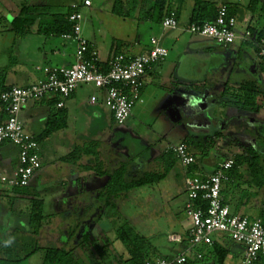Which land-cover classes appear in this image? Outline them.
<instances>
[{
	"label": "rangeland",
	"instance_id": "obj_1",
	"mask_svg": "<svg viewBox=\"0 0 264 264\" xmlns=\"http://www.w3.org/2000/svg\"><path fill=\"white\" fill-rule=\"evenodd\" d=\"M73 1L84 2V0H0V43L4 38L6 39L5 36L7 34L1 33V31L3 27L6 28L8 25V13H18L24 5H46L51 13H66L69 11V4ZM91 1L93 2L92 7L82 6L81 8L83 15L81 22L83 27L82 35L84 37L95 40L99 36L103 50L111 45L115 49L119 44L122 47L121 49L124 48L123 50H127V47L131 46L136 47V49L132 50L133 52L150 47L151 37L161 38L163 45L170 51V57L165 62L156 64L153 68V74L145 76L146 85L142 92L143 102H138L133 107L132 116L125 124L118 125L115 121L112 122L111 116L113 117V115L111 110L105 104H101V109L104 110L108 119L107 125H109L108 128L105 127L106 129L102 131L93 119L92 108L88 107H85L77 115L79 120L77 124L73 123L72 120L70 121L71 123L69 122V129L56 131V126L50 125L49 135L45 136L41 142V147L44 153L45 169L46 172L48 171L47 174L52 176L51 182L55 191H44L40 197L44 201V214L49 219L50 225L56 233L61 232L62 228L71 224L72 221L75 223L77 220L76 215L81 212L79 209L70 210L65 204H63V209L60 208L62 206L60 199L63 198V194H58L61 189L58 184L69 178V168L74 165L77 166L79 162H75V159L68 160L67 158L77 148L81 149L85 146H91L95 142L99 146V143L95 141L96 138L112 142L115 147L114 152L120 153L117 154L120 159H124L125 156L123 154L125 153L130 156V159L135 158L136 169L152 171L161 169L158 157L167 150V147L184 143L188 138L192 137L193 131L199 129L196 128L197 122H202L200 124L202 126L206 121L213 124L211 125L212 128L209 129L205 127L207 124H204V130H197V134L209 133L210 135H207V137H212L215 132L223 133L222 136L215 137L211 141L214 143L209 156L211 159H217L218 157L235 159V154L244 148V144L256 142V139L248 136V134L253 132L264 134V104L258 117L246 112L243 120L239 119L242 117L241 115L230 119V115L226 111L223 113L222 110L221 113L223 114L221 115L217 116L213 113V110L220 108L218 105H215V107L213 105L214 102L219 101L217 98L220 93L217 89H214V85L220 81V78L216 74H212L210 70V73L208 72L209 64L205 66L202 64L214 59V68H216L219 60L221 62L225 58L217 53L215 55L213 53L206 55V51L201 47L197 50L194 48L190 49V47L187 48L188 40L200 39L201 37L182 30L189 24L188 19H186L187 10L180 21L181 30H165L161 24L140 21L139 11L134 12L135 17L128 18L113 14L114 0ZM127 1L125 0L126 4L128 3ZM216 1L236 8L237 25L235 30L239 37L230 48L225 49L218 46L216 49L224 55L241 49L242 55L239 62L250 65L251 61L248 57L250 56L258 66L261 63V59H259L254 45L252 42H249L251 44L244 43L240 39L246 34L251 22L253 26H257L258 23L257 16L251 21L253 14L246 8L250 0ZM141 5L144 10L149 8L147 1H143ZM255 37L256 33L252 36V39ZM178 38L179 42L177 41ZM137 40L140 41L139 45L136 43ZM232 59L235 60L234 57ZM157 73L174 75L171 77L169 75V78H166V76L162 78ZM39 74L41 73L38 72L37 76ZM185 74L196 82L192 83L193 85L198 84L194 93L202 96L211 90L210 94H214L213 96L215 97L196 98L195 101L189 104L184 102L185 99H175V92L180 86L178 79L180 75ZM259 75L262 86L264 85V72L260 70ZM228 76L229 73L226 72L225 80ZM35 80L38 82L36 74L31 77L30 81L21 79L17 86H28L27 84L36 83ZM187 85L191 86V84ZM80 86H86L85 91L88 93L92 91L101 93L100 90L95 89L93 84H81ZM32 101L35 100H30L27 106ZM230 109L235 111L233 107ZM203 115H206V117ZM213 116L218 117V119H214ZM22 117L23 115H21ZM219 118L224 119V121L222 123L219 122ZM21 120L23 121V119ZM24 127L26 128L25 131L28 132L30 125L25 126L24 124ZM219 127H221L220 130H218ZM192 150L196 152V149L193 148ZM145 158H148L147 161ZM114 163L116 164V161ZM247 166L243 167L242 175L245 182H250L251 176ZM108 178L103 180V185L106 184ZM246 186L245 183L244 187ZM13 190L0 184V244L10 240L9 234H11V231H13L14 235H16V231H19L17 228L20 221L17 213L20 214L22 209H26L29 205L28 198L19 197ZM237 194L235 195L236 198L238 197ZM187 200L188 194L184 182V172L180 164H177L164 180L152 185L135 188L115 198L114 204L116 208L104 205V216L101 220L103 225L101 227H103L105 232H97L94 229V225L87 227V231L92 233V238L89 247L84 249V255L78 258L80 260L79 264H120L118 253H126V249L116 239L115 229L116 226L125 222H128L137 232L145 236L151 245L157 249L160 257L170 258L185 251L187 243L175 242L172 238L175 235L186 237V231L191 227V221L186 213ZM95 212L98 213V211ZM92 215L95 214L92 213ZM22 225L25 226L21 223ZM221 241L225 242L226 239L221 238ZM232 243L234 244L235 242L232 241ZM73 244L74 241H72L71 245ZM202 247L204 246H199L198 248L201 249ZM125 256H127V253ZM241 260L242 256L239 255L231 259V262L240 264ZM42 262L43 252L38 251L18 264H42ZM0 264L10 263L0 261ZM259 264H264V257L261 258Z\"/></svg>",
	"mask_w": 264,
	"mask_h": 264
},
{
	"label": "crops",
	"instance_id": "obj_2",
	"mask_svg": "<svg viewBox=\"0 0 264 264\" xmlns=\"http://www.w3.org/2000/svg\"><path fill=\"white\" fill-rule=\"evenodd\" d=\"M209 1V0H208ZM210 1H216V0H210ZM92 2V1H91ZM217 2V1H216ZM219 5H221L219 2H217ZM77 4L79 6V11L81 12V8L84 5V2L82 1H73L69 4V10H72V5ZM193 4L194 2L192 0H187L181 7L179 8V17L180 21L182 20L184 13H186L187 10V18L188 22L193 10ZM224 4V3H223ZM93 2L91 4L92 7ZM47 7V6H46ZM87 7V6H85ZM46 12L50 14V10L47 7ZM19 13V12H18ZM17 12H14L13 14L8 13V25L7 27H3L1 33H6L3 41L0 43V55H1V61H0V74L4 76V83L3 85L5 87H12L17 86L18 82L23 79L24 81H30L31 77L36 74L37 81H40L46 77L44 72L41 70L43 66H53V67H72L76 63V51H77V43L73 39H65L63 36L58 35H44L37 32V25L33 28L32 32L25 36H17L13 30H12V20L15 16L18 15ZM237 18V15H236ZM7 19V18H6ZM10 25V26H9ZM247 32H250L251 35L253 32L247 28ZM82 33H83V27H82ZM9 34L11 35L9 37ZM98 36V35H97ZM195 36V35H194ZM198 36V35H197ZM202 37V36H201ZM190 39L187 41V48L190 47V49H199L204 48L203 50L206 51V55H210L213 53L215 55L216 53L219 55L221 54L224 56V60H219V64L215 67V61L214 59L204 62L202 65L205 66L209 64L208 66V72L211 71L212 74H216L218 78H220V81H218L217 84L214 85V89H217L220 95L217 99H219L218 102H214L215 105L220 108H215L217 110H213V113L215 115H221L225 111L230 115V119L237 118L238 116H242L239 119L243 120V116L246 115V112L241 110L240 108H234L235 111L231 110L230 107L229 110L227 107H224L222 104L223 99V93L226 87H239L241 83L247 81V80H260L259 75V65L257 66L254 59L250 56L249 59L251 63L250 65H246L244 62H239L241 58V49L238 51H232V53L229 54H222V52L218 51L216 47H224L225 49L230 48L233 44L225 47L222 45L217 44L215 41L202 37V39ZM86 38V37H85ZM90 44L91 48L98 53V59L102 64H107L110 62L111 58L115 55L114 46H110L107 48L102 49L100 45L99 36L98 39L95 38V40H90L86 38ZM179 42V38L177 39ZM160 42L163 45V41L160 38ZM138 45L140 44V41H136ZM245 43V42H244ZM248 44H251L247 42ZM253 44V43H252ZM137 45V44H136ZM254 45V44H253ZM151 47V46H150ZM150 47L140 49L138 52H133L132 50L136 47H127V50H119L120 53H127L129 55H139L141 53L146 52ZM122 48V47H121ZM186 49V48H185ZM229 56V57H228ZM170 57V51L168 57L159 62L163 63ZM235 58L233 60L232 58ZM239 59V60H238ZM238 60V61H237ZM157 63V64H159ZM155 66V65H154ZM213 66V68H212ZM154 68V67H153ZM153 68L146 74H153ZM41 73L37 76V73ZM207 72V73H208ZM228 72L229 76L225 80V73ZM210 73V72H209ZM33 75V76H32ZM145 75V76H146ZM159 77L169 78L170 75L173 76L174 74H162L157 73ZM179 81V88L176 90L175 99L176 98H182L185 99L184 102L186 104L192 103L195 101L196 98H208L212 97L214 94H210L211 90L207 91V94H203L202 96H198L196 93H194V90H196V85H193L194 82L193 79L188 75H180ZM36 82V80H35ZM207 82V81H206ZM193 83V84H192ZM260 80V84H261ZM31 84V83H30ZM186 86H185V85ZM187 84H191V86H188ZM201 84V82H200ZM29 85V84H27ZM146 85V79L144 77V87ZM184 85V86H183ZM228 85V86H227ZM86 86H79L75 92L67 99H63L61 96H57L55 98H46L41 100H35L32 101L30 105L27 106V104L23 107V109L20 112V119H23L22 122H24L25 126L30 125V129H28L29 134L36 137V139L40 138L44 133L51 128L50 125L56 126V131L63 130V129H69L70 121L72 120L73 123L77 124L79 122L77 115L81 113V111L85 108H92L93 113V119L96 121L98 128L102 130L108 128V119L103 109H101V104H104V90L99 89L95 87L96 90H100L101 93H97L96 91H92L91 93H88L85 91ZM212 89V91H214ZM143 92V90H142ZM92 96H97V101L95 103L91 102ZM143 100V99H142ZM60 101H64V107H58L57 104ZM143 102V101H142ZM56 108V109H54ZM0 109H2V106L0 104ZM221 110L223 113H221ZM219 112V113H218ZM21 115L23 117L21 118ZM64 115V117H62ZM234 115V116H233ZM206 117V115H203ZM7 115L4 111L0 110V123H2L6 119ZM112 122L114 118L111 116ZM214 119H218V117L213 116ZM27 119V120H26ZM206 120H208L206 118ZM224 119L219 118V122L222 123ZM70 122V123H69ZM59 123V125H58ZM202 122L198 123L196 125V128L203 129L205 127L212 128L211 125L212 122L206 121L204 124H207V126L204 127L200 125ZM106 124V125H105ZM200 126V127H197ZM106 127V128H105ZM26 129V128H25ZM197 129V130H199ZM207 129V130H208ZM221 127L218 128L220 130ZM197 130L193 131L192 136H207L210 135L207 134H197ZM217 130V131H218ZM36 133V134H35ZM217 132H215L214 135H216ZM223 135V133L221 132ZM213 135V136H214ZM45 137L43 136L42 140L39 141L40 148H41V168L38 170V172L35 174V176L32 178L30 186H28V189L32 194H37L38 197L41 199V194L44 193V191H55V188L52 186V176L51 174H47L46 172V164L43 161L44 153L43 149L41 147V142L43 141ZM99 143L98 151L100 153V160L104 163V167L107 171H112L115 166L119 163L121 160L120 157L117 154H120L119 152H114L115 147L113 143L109 142L108 140H100L96 138V140ZM192 153L193 150L191 151ZM125 157L124 159H130V156L128 154H123ZM90 156H83L77 166H72L69 168V178L67 180H63L61 184H58V187L61 189L59 190L58 194H63V198L60 199L61 203V209H63V204L67 206L68 209L72 210H78L81 211L77 216V220L74 223L72 221L71 224H68V226L64 225L65 228H62L61 232L56 233L53 228L50 225L49 219H47L46 215L44 214L45 223L44 226L38 236V242L41 246H52V247H65V248H74L75 254L79 258L84 255V249L85 247L80 246L76 243V240H80L83 234H89L92 236V233L87 231V227L89 225H94V229H96L97 232L103 233L104 229L101 227L103 224L101 223V220L104 216L103 211L105 209L104 202L100 200V194L104 189L103 180L108 178V175H101L98 173V171H94L91 169H87L86 166L90 164ZM231 157L227 158H221L218 161V164L220 165L223 161L229 159ZM146 161L148 158H145ZM135 158H133V162L135 164ZM116 161V164L114 163ZM198 163V161H196ZM18 164V148L13 145L10 142H4L0 145V171L5 172L7 174H11L15 167ZM178 164H180L178 162ZM115 165V166H113ZM219 165H214L210 163H203L199 165V168L195 171L202 175L212 174ZM182 167V166H181ZM183 169V167H182ZM184 172V169H183ZM47 174V175H46ZM108 181V179H107ZM106 181V183H107ZM250 183V182H249ZM102 184V185H101ZM247 188L248 182H246ZM253 190H256L259 193V196L253 199L251 202L243 205L238 202V198L240 196L241 190H237L236 193L238 195L237 198L229 197L227 198L224 193L223 197L225 202L230 206L231 210L234 213L247 215L252 219H261L264 223V215L261 214L262 209L264 208L262 197L264 195V187L257 188L254 185ZM54 189V190H52ZM69 189V190H68ZM68 190V191H67ZM19 197L24 198H33V196L26 195V194H19ZM44 204V201H43ZM68 204V205H67ZM234 206V208H232ZM44 209V206H43ZM94 211V212H93ZM95 211H98L95 212ZM94 213L95 215H92ZM23 218V219H22ZM20 221H25V217H22ZM80 225L77 229L76 226ZM111 227V226H110ZM28 229V227H27ZM190 229V228H189ZM189 229L186 231V234H188ZM23 231L26 230L25 227L22 229ZM105 232V231H104ZM71 234H74L73 238H70ZM217 236H221L222 234H216ZM180 236V235H175ZM174 236V237H175ZM182 237V236H181ZM230 237V236H229ZM92 238V237H91ZM184 237H182L183 240ZM231 238V237H230ZM215 239V235H214ZM173 240V239H172ZM72 241H74V244H72ZM176 242V241H175ZM181 243V242H180ZM235 249V254L230 255L229 262H231V259H233L236 256H243L244 247L243 245H239V243L232 244ZM186 251V250H185ZM185 251L177 254H184ZM176 255V256H177ZM175 257V256H171Z\"/></svg>",
	"mask_w": 264,
	"mask_h": 264
},
{
	"label": "built area",
	"instance_id": "obj_3",
	"mask_svg": "<svg viewBox=\"0 0 264 264\" xmlns=\"http://www.w3.org/2000/svg\"><path fill=\"white\" fill-rule=\"evenodd\" d=\"M91 4V0H84L85 6L89 7ZM71 7L69 21L73 24V29L63 37L76 41V63L67 68L43 66L41 70L46 75L44 79L28 86H12L0 94L7 115L0 123V145L10 142L18 148V164L13 172L7 174L0 171V184L9 188L30 186L32 178L41 168L40 144L36 137L25 131L20 119L21 110L30 100L57 96L67 99L81 84H93L104 90V104L111 110L115 122L123 125L132 116L133 107L143 101L145 75L169 55L168 48L161 44L160 39L151 37V47L146 52L134 56L127 53L115 54L105 70L97 51L91 48L90 42L82 35L83 15L79 6L73 4ZM236 25V17L230 15L228 6L222 5L214 21L190 23L182 30L227 47L239 38ZM161 26L165 30H181L177 12L172 10L163 19ZM240 39L254 43L264 67V38L252 39L251 33L246 32ZM96 101L97 96H92L91 102ZM64 105V101L57 104L60 108ZM167 150L175 154L184 169L188 194L186 213L191 221L188 231L189 248L211 245L214 235L227 234L244 247L240 264H259L264 257L263 221L232 212L222 194L224 183L230 180L229 172L235 164L234 159L223 161L212 174H191L189 168L196 163V158L188 146L185 143L170 145ZM172 239L182 242L181 236ZM195 254L198 259L203 257L201 252ZM188 261L187 254H180L172 258H147L144 264H186Z\"/></svg>",
	"mask_w": 264,
	"mask_h": 264
},
{
	"label": "trees",
	"instance_id": "obj_4",
	"mask_svg": "<svg viewBox=\"0 0 264 264\" xmlns=\"http://www.w3.org/2000/svg\"><path fill=\"white\" fill-rule=\"evenodd\" d=\"M147 1L149 8L144 10L141 7L142 2ZM187 0H128L127 4L125 0H114L112 7V13L123 17H135L134 12L139 11L140 21H150L154 24H161L163 19L172 11L177 12L179 17V8ZM193 10L189 19L190 23H204L214 21L218 15L219 8L222 5H226L229 8V13L232 16L237 15L235 7H230L228 4L219 5L216 1L208 0H192ZM46 5H24L17 16L12 20V30L17 36H25L32 32L33 28L37 25V32L44 35H58L71 33L73 24L69 21V15L72 10L66 13H50L46 12ZM253 15L251 21L257 16V26H253L252 22L249 24L248 29L256 33V38H264V0H250L246 5ZM261 22V24H260ZM251 42V41H248ZM253 43V42H252ZM254 44V43H253ZM257 55L258 49L254 45ZM114 49V48H113ZM121 45H117L114 49L115 54L120 53ZM259 57V56H258ZM260 59V58H259ZM104 69L107 70V64H102ZM259 68L264 72L263 62L259 64ZM4 76L0 74V94L10 87H5ZM262 84V83H261ZM260 80H247L240 84L239 87H226L223 93L222 104L224 107L240 108L245 112L253 114L258 117L264 104V85L261 86ZM228 86V85H227ZM2 111H4V104L0 99ZM50 129H48L44 135L37 139L39 142L43 136H48ZM249 132V131H248ZM264 134H257L253 132L248 136L256 139L255 143L244 144V148L239 150L235 154V164L230 170V180L225 182L222 188V194L229 198H236V191L241 190L238 202L245 205L251 202L253 199L259 196V193L254 188L264 187ZM222 136L221 132L216 133L212 137L207 136H192L188 138L184 143L188 146L190 151L196 149L193 155L198 163L193 164L189 168V172L195 173L199 168V165L203 163H210L219 165L218 161L221 158L211 159L210 152L214 146L211 142L215 137ZM98 145L92 143L90 146H85L81 149L74 150L68 160L75 159V162L79 161L82 156H90V164L86 166L87 169L98 171L101 175H108V181L104 186L103 191L100 194V200L104 202L105 206L110 208H116L114 199L122 194L129 192L135 188H140L154 183H158L164 180L169 172L178 164V160L172 151H164L158 158L161 163L160 170L143 171L142 169H136L133 159H121L117 166L112 171H107L104 167V163L100 160V153ZM93 147V148H92ZM195 151V150H194ZM78 157V158H77ZM77 158V159H76ZM66 160V159H65ZM245 165H248L247 170L250 173L251 181L248 182V187L243 188L245 179H243L242 169ZM219 167V166H218ZM217 167V168H218ZM235 190V193H234ZM15 193L26 194L33 196L29 199V205L26 209H22L20 214L17 213L19 221L22 217H25V221H20L17 230L14 231V235L11 231L9 234L10 240L4 244H0V261H7L10 264H18L22 260L29 258L32 254L42 251L43 262L42 264H79L80 260L75 254V249L65 247H52L41 246L38 242V236L44 226L45 216L43 209V200L38 197L37 194H32L28 187L14 188ZM264 205V195L261 196ZM14 211V210H13ZM16 214V212H15ZM264 215V208L261 211ZM23 219V218H22ZM23 223L25 226H21ZM80 225L77 224L78 229ZM20 227V229H19ZM23 227L26 230H22ZM28 227V229H27ZM116 239L119 240L125 247L126 253H118L120 264H144L147 258L156 259L160 257L157 249L151 245L150 241L139 232H137L128 222L122 225L116 226ZM74 234H71L70 238H73ZM221 238H225L226 241H221ZM76 240V243L82 247H89L91 242V235L83 234L80 240ZM232 239L227 234H222L214 239L213 244L202 247L201 249L189 248L188 234L183 238L181 243H187V248L184 254L189 256V261L186 264H233L229 262L230 255L235 254ZM192 250H194L192 252ZM196 252H201L203 257L198 259ZM6 256V257H4ZM168 258V257H163ZM172 258V257H170Z\"/></svg>",
	"mask_w": 264,
	"mask_h": 264
}]
</instances>
